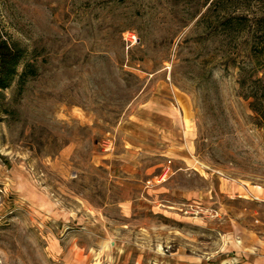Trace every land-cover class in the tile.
I'll return each instance as SVG.
<instances>
[{
  "label": "rangeland",
  "instance_id": "374dc122",
  "mask_svg": "<svg viewBox=\"0 0 264 264\" xmlns=\"http://www.w3.org/2000/svg\"><path fill=\"white\" fill-rule=\"evenodd\" d=\"M204 2L0 0L36 67L0 88V264H264L248 41Z\"/></svg>",
  "mask_w": 264,
  "mask_h": 264
},
{
  "label": "trees",
  "instance_id": "16d2710c",
  "mask_svg": "<svg viewBox=\"0 0 264 264\" xmlns=\"http://www.w3.org/2000/svg\"><path fill=\"white\" fill-rule=\"evenodd\" d=\"M203 5L196 23L209 29L210 34L245 35L246 54L252 65L250 70H241L239 83L246 86L242 96L249 99V105L264 122V0H205ZM35 73L26 49L0 34V88L13 81L21 86Z\"/></svg>",
  "mask_w": 264,
  "mask_h": 264
}]
</instances>
